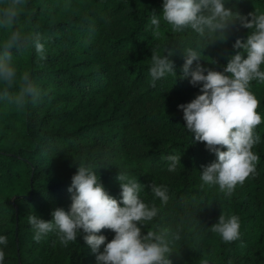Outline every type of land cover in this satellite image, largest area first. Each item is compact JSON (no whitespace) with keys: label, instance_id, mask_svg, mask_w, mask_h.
<instances>
[{"label":"trees","instance_id":"trees-1","mask_svg":"<svg viewBox=\"0 0 264 264\" xmlns=\"http://www.w3.org/2000/svg\"><path fill=\"white\" fill-rule=\"evenodd\" d=\"M162 5L163 0H27L17 27L40 31L47 52L43 61L31 47L14 53L18 73L29 71L43 94L38 102L19 110L0 101L4 264H97L82 231L67 246L55 233L37 243L28 223L30 214L50 220L54 208H69L67 189L77 163L99 165L100 182L118 202V173L136 178L144 186L141 199L159 209L149 227L183 225L181 240L172 245V264H264V122L256 128V175L225 197L218 186L200 187L202 166L216 156L185 129L177 107L200 91L190 77L181 78L185 49L201 52L193 69L199 63L223 71L237 51L246 55L233 44L249 30L236 20L223 42L209 44L191 29L172 32L161 20L157 35L150 18L160 15ZM226 6L243 16L264 13V0H226ZM5 36L0 29V42ZM166 48L175 50L170 59L177 75L152 87L151 55H163ZM250 90L264 120V83L253 81ZM168 155L180 156L174 172L168 171ZM151 183L167 187L166 206ZM220 214L240 218V239L224 243L210 231ZM100 234L108 241L115 235L108 229Z\"/></svg>","mask_w":264,"mask_h":264},{"label":"clouds","instance_id":"clouds-1","mask_svg":"<svg viewBox=\"0 0 264 264\" xmlns=\"http://www.w3.org/2000/svg\"><path fill=\"white\" fill-rule=\"evenodd\" d=\"M26 4L27 0H0V29L6 30L0 42V101L19 110L37 103L43 94L29 71L18 73L14 53L31 47L43 61L47 52L40 31L25 32L17 27ZM161 20L172 32L191 29L200 37L208 38L209 44L216 40L223 42L236 20L249 30L245 39L238 37L233 44L234 49H242L246 55L237 51L223 71L204 68L199 63L193 69L191 66L200 59L201 52L191 47L185 49L181 67V78L190 77L192 86L200 85L194 99L177 106L183 111L185 129L216 156L214 161L202 166L200 187L218 186L225 197H230L238 185L243 186L256 175L259 161L253 148L260 142L256 128L264 120L257 111L260 101L250 86L253 81L264 83V13L251 12L243 16L227 7L226 0H163L160 15L153 12L150 18L157 35ZM174 52L166 48L163 55H151L152 87L168 75L176 77L175 64L170 59ZM165 159L169 161L168 171L174 172L180 164V156L168 155ZM98 166L76 164V172L67 189L71 193L67 210L54 208L50 220L36 213L28 216L34 241L38 243L49 233H55L59 243L67 246L75 243L82 231L84 241L96 254L97 264H172L169 258L174 253L172 245L181 240L183 225L163 229L149 227L159 209L141 199L144 186L136 178L119 172L116 179L121 200L118 202L100 182ZM149 187L161 205L166 206L169 201L167 187L154 183ZM240 226L237 215L220 214L210 231L224 243H231L240 239ZM103 229L114 232L110 241L100 234ZM7 243V236L0 235V246H7ZM4 259L5 252L0 247V264H4Z\"/></svg>","mask_w":264,"mask_h":264}]
</instances>
